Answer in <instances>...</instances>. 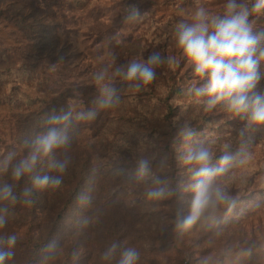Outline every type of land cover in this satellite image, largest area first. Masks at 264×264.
<instances>
[{"label": "rangeland", "instance_id": "obj_1", "mask_svg": "<svg viewBox=\"0 0 264 264\" xmlns=\"http://www.w3.org/2000/svg\"><path fill=\"white\" fill-rule=\"evenodd\" d=\"M87 1L89 6L83 11L72 9L68 0H0V8L6 3L22 7L24 12L41 19L48 26L46 33L73 53V68L69 69L71 74L67 79L73 91L71 101H75L71 107L77 112H85L87 104L92 108L96 106L98 93L92 75L113 57L115 63L121 65L131 59L146 58L153 51L175 56L177 63L159 67L156 79L138 93L144 104L157 108L149 93L153 85L169 73L186 89V97L174 100L179 106L175 117L170 122L155 125L154 120L152 123L157 133L163 134L156 149L161 152L164 143H168L174 165L169 168L168 161L165 162L168 158L161 157L154 149L153 138L148 139L149 129L140 127L139 107L131 110L133 106L127 105L124 110H116V118L139 131L131 139L137 145L133 148L135 157L126 162L128 168L124 171L127 173L118 178L117 174L106 172L89 179L84 194L62 214L59 240L56 237L50 240L38 254L36 264H118V252L110 262L102 259V254L113 243L118 244L122 252L135 249L138 253L135 264H203L204 261L207 264H264V127L246 128V121L229 113L223 105L207 110L202 102L205 98L198 99L194 94L188 97L187 88L194 79L192 68L182 58L174 40L176 23L188 19L197 7L221 13L225 0ZM133 6L140 10L142 17L129 22L125 17ZM7 15L0 16V44L7 45L22 38L17 51L21 57L33 61L42 57L43 53L30 46L37 40L26 39ZM250 21H254L257 30L264 29V15L252 16ZM104 34L115 44L113 50H108L103 42ZM260 73L258 90L264 93V65ZM201 83L204 82H198L197 86ZM121 84L119 79L115 81L119 93ZM14 115L15 111L10 108L0 107V122L9 121ZM185 126L194 132L188 145L179 136ZM91 140V133L87 131L79 148L56 157H67L70 162L81 155L83 159L87 155L92 159ZM201 144L213 153V166L225 153L234 156L227 170L214 178V185L223 188L233 198L235 206L230 211L221 206L213 219H202L191 229L180 232L176 229V220L187 214L192 199V194L185 191L190 172L181 157L188 147ZM9 152L15 153L16 160L27 154L21 153L9 131L0 130V159ZM141 159L151 164V174L144 181L135 178L137 162ZM3 177L13 182L10 175ZM157 178L165 182L173 194L161 200H149L145 193ZM104 183L110 185L106 197H111L112 205L100 201L95 190ZM47 215L39 216L42 222L38 221L39 235L47 231ZM178 232V243H175L171 238ZM13 233L16 230L12 227L0 229V241H6ZM0 247L8 250L6 244ZM11 251L13 255L6 264H24L22 253L14 247Z\"/></svg>", "mask_w": 264, "mask_h": 264}, {"label": "clouds", "instance_id": "obj_2", "mask_svg": "<svg viewBox=\"0 0 264 264\" xmlns=\"http://www.w3.org/2000/svg\"><path fill=\"white\" fill-rule=\"evenodd\" d=\"M264 15V0H253L251 7L242 0H225L221 13H212L205 7H197L186 20H180L174 27L175 46L182 58L192 68L193 81L188 89L189 95L203 99L207 110L223 105L232 115L246 121V128L264 127V93L258 90L261 80L260 68L264 65V29L257 30L252 16ZM142 17L140 10L130 7L125 19L136 22ZM173 55L165 56L159 51L150 52L146 58L131 59L126 64L117 65L115 58L102 64L92 75L97 89L95 105L99 110H111L121 103V96L115 81L119 79L129 93H139L149 86L157 75V69L163 65H175ZM55 70V65L51 66ZM204 83L199 84L198 82ZM68 111L51 112L44 116L43 130L38 131L28 146L27 154L18 160L15 153L9 152L0 159V175H10L13 183L0 184V229L7 223L8 205L17 203L14 193L15 183L22 178L30 181L19 199L31 204L34 192L46 189H59L69 159H60L56 154L67 152L70 146L69 131L74 121L95 119L96 111H75L69 101ZM194 132L185 126L179 136L186 145L192 141ZM234 156L231 153L221 155L217 165L213 166V153L209 147L199 145L188 147L181 157L182 163L190 172V180L185 191L192 194L187 214L176 220V229L180 232L191 229L202 219H213L223 206L230 211L235 206L233 198L220 186L214 185V178L224 173L231 165ZM55 175L42 174L44 168ZM151 174V164L147 159L137 162L136 179L144 181ZM154 186L147 189L149 200H161L172 195L166 183L158 178ZM86 199V198H82ZM15 236H9L0 245V264H6L13 253ZM53 248L54 245H49ZM119 250L113 243L103 254L102 259L112 261ZM138 253L135 249H126L120 254L118 264H135ZM203 264H207L204 261Z\"/></svg>", "mask_w": 264, "mask_h": 264}, {"label": "trees", "instance_id": "obj_3", "mask_svg": "<svg viewBox=\"0 0 264 264\" xmlns=\"http://www.w3.org/2000/svg\"><path fill=\"white\" fill-rule=\"evenodd\" d=\"M68 2L72 9L78 11L86 10L89 6L87 0H68ZM242 2L248 3L251 7L253 0H242ZM5 14H8L6 18L15 21L14 28L18 27L26 39L37 40L34 44H30L33 50L43 53V56L36 61L21 57L17 51L22 38L7 45L0 44V107H8L15 111V115L9 121L0 122V130L9 131L19 145L21 153L26 154L31 140L38 131L43 130L44 116L51 112L68 111L70 107L69 101L73 97V91L67 76L71 74L69 69L73 68L74 55L60 45L57 39L46 33L48 26L41 19L24 12L22 7L6 3L0 8V16ZM19 30L16 31L20 32ZM104 36L103 42L108 50L110 48L113 50L115 44L111 43L106 34ZM52 65H55V70H52ZM121 85V93H119L121 103L117 108L99 110L96 106L92 108L87 104L85 112L96 111L95 119L74 121L69 131L70 146L67 152L79 148L87 131L91 133L92 140L89 147L94 152L92 159H88V155L84 159L82 155L73 159L63 174L60 188L34 192L31 204H25L19 199L23 188L30 186V181L22 178L15 183L14 193L18 196V201L8 205L9 212L5 227L16 230V233L11 235L16 237L13 247L24 256V264H36L38 254L48 246L50 240L53 237L59 240L60 224L64 217L62 214L84 194L89 179L106 172L117 174L118 178L123 173H127L124 171L128 168L126 162L135 157L133 148L137 145L131 139L139 131L130 124H123V120L115 117V111L124 110L127 105L133 106L131 110L139 107V125L149 129L147 137L150 140L153 138L154 149L157 150L159 137L163 134L157 133V128L152 126V123L154 120H156L155 125L159 122H170L179 109L174 103L175 98L186 97V89L178 85V80L172 73L151 88L150 100L156 102L157 108L147 106L138 98V93L126 92L124 85ZM188 97H191L189 92ZM60 153L64 151L58 152L56 156ZM159 154L165 159L168 158L165 162L168 161L169 168L173 167L174 160L172 153L169 152L168 143H164ZM42 174L55 175L48 172L46 166ZM158 174L162 175L160 172ZM3 176L0 175V184L13 183L6 181V176ZM169 186L172 187L173 183H169ZM109 188L110 185L104 183L95 189L98 190L97 194L103 203L112 202L111 197H106ZM41 213H48L47 231H43V235H39ZM178 236L179 232L171 239L178 243ZM121 252L120 249L119 258Z\"/></svg>", "mask_w": 264, "mask_h": 264}]
</instances>
